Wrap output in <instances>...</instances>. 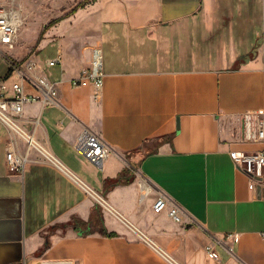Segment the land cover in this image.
<instances>
[{"label": "crops", "instance_id": "0c3cea01", "mask_svg": "<svg viewBox=\"0 0 264 264\" xmlns=\"http://www.w3.org/2000/svg\"><path fill=\"white\" fill-rule=\"evenodd\" d=\"M74 13L40 44L49 55L35 54L61 81V104H27L23 118L62 167L31 149L25 171H9L0 122V264H264V182L231 156L264 149L243 139L242 119L264 110V0H92ZM96 48L99 98L72 84ZM57 56L62 65L48 67ZM0 80L11 93L2 53ZM86 127L112 148L102 169L75 149ZM125 169L134 179L106 190ZM160 194L180 221L154 211ZM97 205L113 235L74 228Z\"/></svg>", "mask_w": 264, "mask_h": 264}, {"label": "built area", "instance_id": "2783aa9c", "mask_svg": "<svg viewBox=\"0 0 264 264\" xmlns=\"http://www.w3.org/2000/svg\"><path fill=\"white\" fill-rule=\"evenodd\" d=\"M61 1L63 0H55V2ZM23 24L24 17L19 8L0 5V53L8 56L12 72L16 74V80L12 82L11 93L8 92L5 81L0 80V122L7 128L12 137L6 152L7 168L9 171L17 173L25 171L29 150L34 149L45 157V152L34 134L26 129L27 125L32 122L23 121L27 104L40 103L44 107L61 104V81L51 78L39 58L34 55L20 62L13 55L19 42ZM45 63L48 67L62 65V58L60 56L48 58ZM104 81L102 51L96 48L92 54L91 66L83 70L79 77L74 78L72 84L75 86L90 84L94 89L95 97L99 98ZM242 119L244 124L243 139L264 142V110L245 112ZM16 138L26 140V153L20 151ZM75 149L101 169L105 159L112 152L111 146L99 134L87 127L79 133ZM231 156L253 181L263 184L264 149L255 152L233 150ZM49 160L59 168L62 167L54 156L53 158L50 157ZM140 187V199L144 200L150 193V185L142 178L140 179ZM153 209L157 213L167 210L170 217L180 221V208L176 205H169L168 198L163 194L158 195L153 204ZM207 250L211 257H217L211 246H208Z\"/></svg>", "mask_w": 264, "mask_h": 264}, {"label": "rangeland", "instance_id": "374dc122", "mask_svg": "<svg viewBox=\"0 0 264 264\" xmlns=\"http://www.w3.org/2000/svg\"><path fill=\"white\" fill-rule=\"evenodd\" d=\"M91 2L92 0H63L61 2H55V0H0V5L2 6H15L19 8L24 17L19 42L13 55L19 58L20 62L27 60L35 54L41 57L49 55L47 54L48 50L40 49V44L43 42L46 34L53 26H58L63 18L75 17L76 13L73 14V11L78 7L81 5L86 7ZM73 22L75 21L73 20ZM51 23H53V26L45 29ZM81 27H83L82 24L77 26L76 30L80 31ZM27 127L29 128V125ZM19 139L26 146V140L23 138ZM72 161V163H78L85 168L86 166L91 167L84 158L78 155Z\"/></svg>", "mask_w": 264, "mask_h": 264}, {"label": "trees", "instance_id": "16d2710c", "mask_svg": "<svg viewBox=\"0 0 264 264\" xmlns=\"http://www.w3.org/2000/svg\"><path fill=\"white\" fill-rule=\"evenodd\" d=\"M81 6H83V5H81ZM52 25H53V23L47 25L45 29H48ZM133 179H134L133 173L130 170L125 169L117 177L106 179V190L111 189L112 187H114L117 184L129 183ZM97 207H98V205L96 206V209L94 210L92 218H91V220L89 222H85V221H82V220H75L74 223H73L74 228L80 234H88V233H92L94 231L99 230V231H101L104 234L113 235L114 233H108L106 231V229L104 228L103 217H102L101 213H98ZM101 210H102V207H100V211ZM47 244L48 243H46V245Z\"/></svg>", "mask_w": 264, "mask_h": 264}, {"label": "bare ground", "instance_id": "6f19581e", "mask_svg": "<svg viewBox=\"0 0 264 264\" xmlns=\"http://www.w3.org/2000/svg\"><path fill=\"white\" fill-rule=\"evenodd\" d=\"M28 134V133H27ZM41 145V144H40ZM43 151L45 152V157L50 159V157L53 158V154L43 145H41ZM55 158V157H54Z\"/></svg>", "mask_w": 264, "mask_h": 264}]
</instances>
